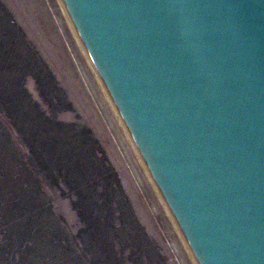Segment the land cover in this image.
I'll return each instance as SVG.
<instances>
[{"label": "water", "instance_id": "95a60500", "mask_svg": "<svg viewBox=\"0 0 264 264\" xmlns=\"http://www.w3.org/2000/svg\"><path fill=\"white\" fill-rule=\"evenodd\" d=\"M199 264H264V0H63Z\"/></svg>", "mask_w": 264, "mask_h": 264}, {"label": "rangeland", "instance_id": "374dc122", "mask_svg": "<svg viewBox=\"0 0 264 264\" xmlns=\"http://www.w3.org/2000/svg\"><path fill=\"white\" fill-rule=\"evenodd\" d=\"M109 102L58 0H0V264H199Z\"/></svg>", "mask_w": 264, "mask_h": 264}, {"label": "bare ground", "instance_id": "6f19581e", "mask_svg": "<svg viewBox=\"0 0 264 264\" xmlns=\"http://www.w3.org/2000/svg\"><path fill=\"white\" fill-rule=\"evenodd\" d=\"M59 1V4H60V6H61V8H62V12H63V15H64V17L66 18V21H67V23H68V25L70 26V28H71V30H72V32H73V34H74V36H75V38H76V40H77V42H78V44L80 45V48H81V50H82V52H83V54H84V56H85V58H86V60H87V62H88V64H89V66L91 67V70L93 71V73L95 74V77H96V79L98 80V83H99V85L102 87V89H103V92H104V94H105V96H106V98L108 99V101H110L109 103H110V105H111V107L113 108V111L115 112V114H116V116H117V119L120 121V123H121V125L124 127V128H126L125 126H124V123H123V121H121L122 119H121V117H120V115L121 114H119L120 112H118V111H116V109L114 108V106H116V103H115V101H114V99H113V97L111 96V94L109 93V90H108V88H107V86H106V84L104 83V81H102L103 79H102V77H101V75H100V72H99V70L97 69V67H96V65H95V63L93 62V60L91 59V56L89 55V53H88V50H87V48H86V46H85V44H84V42H83V40H82V42L80 41V39L79 38H77V36H76V31H75V29H76V27H75V25L73 24V21H72V19H71V17L69 16V13L68 12H66V10H65V3H64V1L63 0H58ZM64 4V5H63ZM65 6V7H64ZM77 30V29H76ZM81 37V36H80ZM82 39V38H81ZM84 44V45H83ZM99 72V74H98V72ZM106 86V87H105ZM109 93V94H108ZM109 96H110V98H109ZM117 108V107H116ZM120 117V118H119ZM125 122V121H124ZM129 129V128H128ZM124 131V130H123ZM126 131V133H127V135H128V138H129V140L131 141V146H132V148H133V150H134V152L136 153V155H137V157H138V159H139V161H140V164L142 165V167L144 168V170H145V172H146V175H147V177L149 178V180L151 181V183L153 184V186L155 187V189H156V191H158V189H157V185L155 186V181H153V178H152V176H151V172L149 171V169H148V167H147V164H146V162H145V160H144V158H143V156H141L140 154H139V152L137 151V147L135 146V140H134V138H133V136H132V138L130 137V135H129V133H128V131H127V129L125 130ZM130 131V130H129ZM131 134V133H130ZM133 139V140H132ZM135 142V143H134ZM136 145H137V143H136ZM139 149V148H138ZM140 151V150H139ZM141 153V152H140ZM140 155V156H139ZM182 239V238H181ZM185 245V247L189 250V252H191V250L189 249V247H187V245H186V243L184 244ZM187 251V250H186ZM191 254V253H190Z\"/></svg>", "mask_w": 264, "mask_h": 264}]
</instances>
